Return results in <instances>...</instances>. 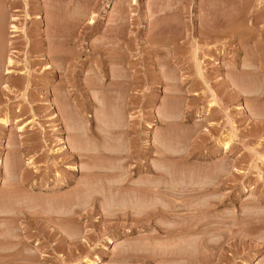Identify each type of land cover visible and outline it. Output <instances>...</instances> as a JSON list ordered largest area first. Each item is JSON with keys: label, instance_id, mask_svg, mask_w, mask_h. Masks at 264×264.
Returning a JSON list of instances; mask_svg holds the SVG:
<instances>
[{"label": "rangeland", "instance_id": "1", "mask_svg": "<svg viewBox=\"0 0 264 264\" xmlns=\"http://www.w3.org/2000/svg\"><path fill=\"white\" fill-rule=\"evenodd\" d=\"M0 9V264H264V0Z\"/></svg>", "mask_w": 264, "mask_h": 264}, {"label": "bare ground", "instance_id": "2", "mask_svg": "<svg viewBox=\"0 0 264 264\" xmlns=\"http://www.w3.org/2000/svg\"><path fill=\"white\" fill-rule=\"evenodd\" d=\"M5 13H3V10L0 9V64L1 63H7V64H11L13 62V59L12 57L10 56H7L6 54H4L5 50L3 51V46H4V41L5 39L3 40V37L1 35V31H3L5 29V25H6V18L4 16ZM10 27L12 28L13 32H15L17 30V26L15 24H11L10 23ZM5 35V32L3 33ZM7 40V39H6ZM8 41V40H7ZM7 43H11V41L9 42H6L5 45ZM6 47V46H5ZM7 52V51H6ZM9 69L7 70V73H9ZM10 236V235H9ZM12 237V236H11ZM90 262V261H89Z\"/></svg>", "mask_w": 264, "mask_h": 264}]
</instances>
